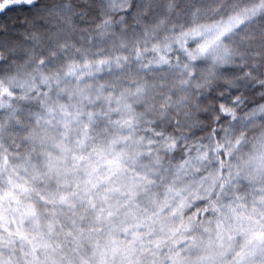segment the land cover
<instances>
[{"label": "snow or ice", "instance_id": "6c2138e0", "mask_svg": "<svg viewBox=\"0 0 264 264\" xmlns=\"http://www.w3.org/2000/svg\"><path fill=\"white\" fill-rule=\"evenodd\" d=\"M95 3L0 29V264H264V0Z\"/></svg>", "mask_w": 264, "mask_h": 264}, {"label": "clouds", "instance_id": "9594fccd", "mask_svg": "<svg viewBox=\"0 0 264 264\" xmlns=\"http://www.w3.org/2000/svg\"><path fill=\"white\" fill-rule=\"evenodd\" d=\"M67 3L73 4L75 10V23L80 27H88L90 21L95 18V0H33V4L27 5L25 14L18 19L9 20L6 16L7 13L0 18V29L7 30L5 35H11L15 39L23 37V40H27V36H25L24 33L32 30H38L42 33L55 31L63 23V13ZM224 10L227 11L228 8L225 7ZM250 24L252 32L249 33V35L256 42H259L260 38L264 36V19H254ZM221 90H225L229 92V94L235 92L241 97L238 104V114H244L250 107H255L258 103L264 104V99H261L258 94L253 93L251 89H248L243 84L230 90L218 88L217 93L213 95H217ZM200 98L201 94L199 90H197L196 98L191 100L192 109L190 111H192L194 119H199L201 123H207L205 120V109L207 105L201 103L200 106L197 107ZM205 99H207L206 96ZM233 99L235 98L233 97ZM178 119H183L179 113L172 116L173 121ZM261 131H264V129H261L258 125L255 130L250 132L249 139L259 135ZM183 132L187 135H193L194 133L197 135L203 134L199 131V128H184ZM147 162L148 161L145 160V163Z\"/></svg>", "mask_w": 264, "mask_h": 264}, {"label": "trees", "instance_id": "16d2710c", "mask_svg": "<svg viewBox=\"0 0 264 264\" xmlns=\"http://www.w3.org/2000/svg\"><path fill=\"white\" fill-rule=\"evenodd\" d=\"M27 9V5H18L16 8L11 9L7 14V18L9 20H15L25 14ZM20 40H23V37H19Z\"/></svg>", "mask_w": 264, "mask_h": 264}]
</instances>
